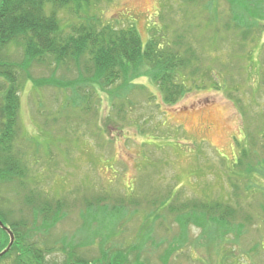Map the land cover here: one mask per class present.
<instances>
[{
    "label": "rangeland",
    "instance_id": "obj_1",
    "mask_svg": "<svg viewBox=\"0 0 264 264\" xmlns=\"http://www.w3.org/2000/svg\"><path fill=\"white\" fill-rule=\"evenodd\" d=\"M213 1L219 12L227 10L224 0ZM202 10L185 7L182 0H103L78 15L63 10L59 18L67 24L97 15L113 27L132 25L144 44L153 36L166 43L184 28L200 40L190 22L196 23ZM263 12L264 4L250 9L255 17L264 18ZM250 26L261 39L257 45L248 41L245 49L221 45L220 32L219 46L212 48L204 36L203 50L195 49L204 69L186 78L190 90L170 106L162 103L144 65L127 81L138 86L127 91L126 83L117 81L103 90L87 82L81 87L91 110L63 111L65 93L46 81H75L79 72L85 81L88 72L46 63L28 67L19 92L16 142L25 153L26 183H0V205L11 212L9 221L25 222L38 248L48 252L47 262L63 264L74 256L98 263L119 253V264L124 257L123 264H264V176L232 174L240 147L264 156V44L258 45L264 41V19H253ZM5 56L20 62L22 52L10 44ZM227 175L238 192L233 194ZM35 193L65 204L67 214L49 229L40 221L32 225L26 203ZM175 195L169 204L180 212L187 210L183 202L214 200L237 207L236 222L244 223L245 214L250 220L237 238L221 237L218 226L182 227L177 212L158 204ZM0 264H13V258Z\"/></svg>",
    "mask_w": 264,
    "mask_h": 264
},
{
    "label": "trees",
    "instance_id": "obj_2",
    "mask_svg": "<svg viewBox=\"0 0 264 264\" xmlns=\"http://www.w3.org/2000/svg\"><path fill=\"white\" fill-rule=\"evenodd\" d=\"M101 1L103 0H0V183L17 184L19 187L26 183L23 158L25 153L17 149L16 142L19 129V92L25 76H29L28 67L33 63L53 64L57 68L74 66L78 71L88 72L85 81L81 72L77 76L78 80L75 81L61 82L56 78L46 81L47 84L65 93L64 96L62 92L65 97L61 104L63 111L73 112L76 107L84 108L85 111L91 110L90 96L84 93L81 87L84 83L96 84L103 90H109L117 81L120 84L126 83L127 91L130 90V85L138 86L128 84L127 81H130V73L133 74L144 65L148 66L146 72L151 83L160 92L162 103L170 106L190 90L186 84V78L204 69L203 67L200 69L201 61L200 56L195 52L196 48L203 50L206 44L217 48L219 45H216L218 43L216 34L219 32L221 45L229 47L238 44L240 48L245 49L248 41L249 44L257 45V41L261 39L260 34L251 32L250 23L253 19L260 21L264 18L260 15L255 17V13L251 15L250 9L252 6H257L258 10L259 8L261 10L264 0H224L227 10L220 12L217 9V3L213 0H182L185 7L203 8L200 12L201 18L196 23L190 22L193 28L198 29L200 40L195 39L197 33H193V29L187 31L184 28L180 31L176 30L175 33L172 32L170 42L161 43L153 36L144 44L132 25L113 27L102 22L97 15H86L76 22L61 23L59 14L63 10H69L68 12H72L73 15H78L83 8ZM247 1L255 3L250 6ZM248 16H251L252 20H249ZM204 36L207 40L203 46ZM10 44L21 50L20 62L6 59L5 52ZM263 44L264 41H261L258 45ZM249 54L252 55L251 52ZM207 72L208 69L204 73ZM195 88H199V85L196 84ZM67 89L69 92H65ZM110 97L113 100L118 99L115 94L110 93ZM118 113H120L119 109ZM23 142L26 145L25 139ZM235 167L236 171L232 174L237 177H244V175L262 177L264 176V156L257 151L249 155L242 146L236 158ZM227 177L231 188L235 189L233 194L238 192L236 191L238 186L231 181V176L227 175ZM248 186L250 185L247 184ZM232 197H230L232 200L235 199L234 195ZM174 198H177L176 195L169 196L166 202L162 200L158 204L161 208L165 206L170 212H177L175 219L181 222L182 227L189 223L200 228L205 227L203 224L213 229L218 226L219 228L215 231L218 235L220 233L221 237L232 234L237 238L243 234L244 223L250 220L245 214L242 217L244 223L236 222L237 207L214 200L193 199L183 202L181 208L187 210L180 212L181 209L178 206L169 204ZM26 204L31 210L33 227L40 221L42 227L49 229L58 219L67 214L62 201H53L36 193L27 199ZM150 206V208L153 207ZM259 206L262 207V205ZM152 210L154 211L151 209L147 216ZM10 214V211L1 209L0 205V221L4 225L8 222L9 225L6 226L14 235L10 250L0 258V261L11 256L13 264H54L46 261L48 252L38 248L37 243L32 239L33 234L24 227L25 222L23 223V220L17 223L9 221ZM158 216L156 219H159ZM21 228H23L22 231ZM8 242L9 236L0 229V252ZM117 254L118 256L111 261L107 257L100 262L119 264L118 258L123 254ZM126 258L124 257L123 263L126 262ZM100 262H87L73 256L72 260L68 258L63 264H101Z\"/></svg>",
    "mask_w": 264,
    "mask_h": 264
},
{
    "label": "water",
    "instance_id": "obj_3",
    "mask_svg": "<svg viewBox=\"0 0 264 264\" xmlns=\"http://www.w3.org/2000/svg\"><path fill=\"white\" fill-rule=\"evenodd\" d=\"M0 229H2L4 232H6L7 235L9 236L8 245L6 246L5 249H3L0 252V258H1L5 253H7L10 250V248L14 242V235H13L12 231L7 226H5L1 221H0Z\"/></svg>",
    "mask_w": 264,
    "mask_h": 264
}]
</instances>
